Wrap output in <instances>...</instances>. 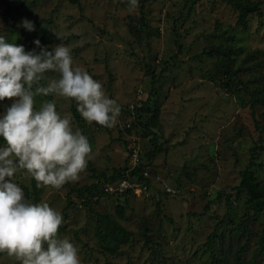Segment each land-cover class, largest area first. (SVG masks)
Returning a JSON list of instances; mask_svg holds the SVG:
<instances>
[{
  "label": "rangeland",
  "instance_id": "rangeland-1",
  "mask_svg": "<svg viewBox=\"0 0 264 264\" xmlns=\"http://www.w3.org/2000/svg\"><path fill=\"white\" fill-rule=\"evenodd\" d=\"M10 1L21 32L0 0V39L17 42L0 47V172L29 196L0 181V264H62L57 246L73 264H264V205L253 214L236 194L253 147L264 182V106L251 104L264 89V3L242 27L226 0ZM213 45L235 51L229 72ZM34 142L50 171L71 154V186L141 169L124 172L125 200L96 192L86 205L30 166Z\"/></svg>",
  "mask_w": 264,
  "mask_h": 264
},
{
  "label": "trees",
  "instance_id": "trees-1",
  "mask_svg": "<svg viewBox=\"0 0 264 264\" xmlns=\"http://www.w3.org/2000/svg\"><path fill=\"white\" fill-rule=\"evenodd\" d=\"M226 1L229 4H231L233 6V8L237 11V23L240 24L242 27H246V25H247L248 14H251L253 12H259L261 5L264 3L263 1H252V0H226ZM138 2H139V0H128L126 5L136 4ZM4 3H5V7L2 9V18L4 20V23L6 24V26L8 28H11V30H15L18 33L21 32V31H19V28L17 29V25H15V23H14V12H13L12 2L10 0H4ZM33 22H34V20L28 24V27H27L28 31L33 32V30H32ZM16 46H17V42L6 47L4 45L3 39H0V47H2L3 49H7V48L8 49H14ZM234 52L235 51L231 50L229 46L222 47L220 45H213L206 51V54H208V55L217 54L218 56H223L224 59H219L220 64L217 66V69L222 70V71L227 73V72H229V67H228V62L226 59H229L230 55ZM23 53L24 54H22L23 55L22 60L26 61L27 60L26 59L27 58L26 53H28V51H25ZM33 54L35 56L38 55L41 58H47L48 57V58L55 60L54 55L48 53L47 50L45 51L42 49H36L35 52H33ZM32 62L34 63L35 66H37V68H40L42 71H45L47 73L51 72V70L48 67L42 65L40 63V61L34 59V60H32ZM5 64H7L9 66V69H10L11 64L9 62H5ZM17 64H19V63H17ZM2 66H3V63L0 62V71H1ZM230 73H231V71H230ZM3 74L4 73H2V75H0V79L4 76ZM262 79L264 82V74H263ZM152 91L155 92L156 89L152 88ZM251 99H252L251 104H260V105L264 106V89L261 92L256 93L253 97H251ZM151 100H152V96H151V99L149 98L147 100L142 101V103L139 106H134V116L138 118L141 115V113L149 112L151 110V107H150L151 106V104H150ZM152 102H153V100H152ZM154 102H155V99H154ZM154 104H155L154 106H156V108L152 110L153 111L152 116L154 118L155 117L157 118L159 107H158V104H156V103H154ZM251 109L254 110L253 107ZM77 112L78 111L75 108L72 111L73 115L76 117H78ZM252 113H253V111H252ZM255 124H256L257 128L262 127L264 129V124L259 125L257 121L255 122ZM4 128H5V125L2 122H0V145L6 141V138L2 134ZM126 132H128V131H126ZM33 146L35 149V153L33 156V160L30 162V164H31L30 166L39 167V169H41L42 171L44 170L46 172V174L54 176L55 181L59 180L60 186L66 191V193H65L66 199H69L68 197L70 196V194L75 193L78 195V197L83 199L82 201L86 205H89L92 194H94L96 192L98 194L106 197V198L112 196L113 193L105 191L103 189V187L107 183H111V181H113V180H114V182H117L122 177H126L124 175V172H127V169H129L128 171L130 173H135L139 169H141L140 166L139 167H133V168H129L128 166H125V167H122V169L113 170V173H111L110 175L103 174V172L94 173L96 175V177H94L93 181H91L90 183L75 187V186H71L70 181H69V177H70L69 174H71L73 171V169L70 165V162L73 161V157L71 156L70 153L68 154L67 159H65V161L61 164V167L58 170V172L50 171L46 166H44L42 164V156L40 155V153L38 151V146H37L36 142H34ZM153 148H154V151H159L158 147L154 146ZM260 148L261 147H253L251 149L249 162L246 165V167L240 171L239 184L236 186V194H240V191L244 190V192L246 194L247 206L249 209L252 210L253 214L258 213L264 205V182L260 183L258 180H256L254 177V173H253V166L255 164L254 159L257 155L256 150L260 149ZM0 181L5 186H8L11 191L17 193L18 195L23 194L24 198H27L29 196L27 187H21L20 189H15L13 186V183L7 179H4L1 172H0ZM115 195H116L117 199L121 198L122 200H125L127 198L126 195L124 197L121 194H115ZM19 203L24 205L22 201H19ZM68 204H69V200H68V202H66V205H68ZM116 210H117V214L121 215L122 211H123V207L121 205H117ZM210 242L211 241L209 239L208 244H207L208 248L211 247ZM259 247L264 252V228H263L262 234L259 238ZM110 249L114 250L115 248L111 247ZM55 250L58 252L60 262L62 264H73V262L68 261L66 259V257H65L66 252L63 248L57 246V247H55Z\"/></svg>",
  "mask_w": 264,
  "mask_h": 264
},
{
  "label": "built area",
  "instance_id": "built-area-1",
  "mask_svg": "<svg viewBox=\"0 0 264 264\" xmlns=\"http://www.w3.org/2000/svg\"><path fill=\"white\" fill-rule=\"evenodd\" d=\"M132 167H133V166H132ZM127 182H128V181H127L126 177H124V178H122V179H120V180L118 181L116 188H112V187H110V186H109V183H107V184L103 187V189H104L105 191H107V192H110V193L121 194V192H123V191L126 190V189L123 190V188L126 187ZM137 187H139V189L144 190V189L146 188V185L141 184V186L139 185V186H137Z\"/></svg>",
  "mask_w": 264,
  "mask_h": 264
},
{
  "label": "clouds",
  "instance_id": "clouds-1",
  "mask_svg": "<svg viewBox=\"0 0 264 264\" xmlns=\"http://www.w3.org/2000/svg\"><path fill=\"white\" fill-rule=\"evenodd\" d=\"M110 184V183H109Z\"/></svg>",
  "mask_w": 264,
  "mask_h": 264
}]
</instances>
